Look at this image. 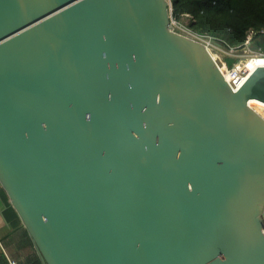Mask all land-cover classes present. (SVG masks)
Here are the masks:
<instances>
[{"label":"water","instance_id":"1","mask_svg":"<svg viewBox=\"0 0 264 264\" xmlns=\"http://www.w3.org/2000/svg\"><path fill=\"white\" fill-rule=\"evenodd\" d=\"M172 9L0 0V184L42 264H264V65L235 89Z\"/></svg>","mask_w":264,"mask_h":264},{"label":"trees","instance_id":"2","mask_svg":"<svg viewBox=\"0 0 264 264\" xmlns=\"http://www.w3.org/2000/svg\"><path fill=\"white\" fill-rule=\"evenodd\" d=\"M173 16H189L188 27L194 32L212 36L227 46H239L248 29L264 27V0H172ZM5 193V190L2 189ZM7 199V198H6ZM19 219L13 206L7 215ZM42 264L40 258L31 260Z\"/></svg>","mask_w":264,"mask_h":264},{"label":"built area","instance_id":"3","mask_svg":"<svg viewBox=\"0 0 264 264\" xmlns=\"http://www.w3.org/2000/svg\"><path fill=\"white\" fill-rule=\"evenodd\" d=\"M176 23L177 20L173 16L172 12L173 28L181 33L199 39L200 41L205 43L212 55L213 53L217 54L216 57L214 55L213 57L222 69L224 75L225 72H227V75L225 76L235 89L239 88L258 66H261L255 65V62L259 58H264V50L260 46L258 48H253V43L257 39H260L264 36V27L248 29L245 40L242 44H240L239 46H227L224 44L225 52L221 53L218 51L222 49L219 45V42H221L220 40H217L212 36L202 35L196 32H193L191 34L182 32L175 28ZM227 56L234 58V61L231 65H228L226 61ZM1 246L2 249H4L3 245ZM10 264H17V261L10 260Z\"/></svg>","mask_w":264,"mask_h":264},{"label":"crops","instance_id":"4","mask_svg":"<svg viewBox=\"0 0 264 264\" xmlns=\"http://www.w3.org/2000/svg\"><path fill=\"white\" fill-rule=\"evenodd\" d=\"M0 184V264H10L16 260L17 264H33V257L38 260V253L30 235L21 219L12 216L9 218L7 210L11 206L9 197L2 191ZM7 198V199H6Z\"/></svg>","mask_w":264,"mask_h":264},{"label":"rangeland","instance_id":"5","mask_svg":"<svg viewBox=\"0 0 264 264\" xmlns=\"http://www.w3.org/2000/svg\"><path fill=\"white\" fill-rule=\"evenodd\" d=\"M188 22H189V16L185 15L180 20H177V23L175 25V28L178 29V30H180V31H182V32L191 34L194 31L188 27ZM220 47L222 49L221 50H218V51L221 52V53H224L225 52V46H221L220 45Z\"/></svg>","mask_w":264,"mask_h":264},{"label":"bare ground","instance_id":"6","mask_svg":"<svg viewBox=\"0 0 264 264\" xmlns=\"http://www.w3.org/2000/svg\"><path fill=\"white\" fill-rule=\"evenodd\" d=\"M213 55L215 57L217 56V54H215V53H213ZM255 65H264V58L257 59L255 62ZM224 71H225V69H224ZM225 75H227V72H225ZM251 105L264 117V101H262L260 99H255L251 102Z\"/></svg>","mask_w":264,"mask_h":264}]
</instances>
